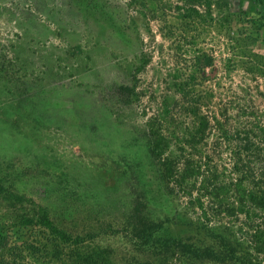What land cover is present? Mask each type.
<instances>
[{
  "label": "rangeland",
  "instance_id": "obj_1",
  "mask_svg": "<svg viewBox=\"0 0 264 264\" xmlns=\"http://www.w3.org/2000/svg\"><path fill=\"white\" fill-rule=\"evenodd\" d=\"M184 141L264 189V0H0V258L17 239L34 264H82V249L141 264L158 257L140 246L149 222L189 264L185 246L212 241L160 167ZM43 216L83 247L62 260L21 224ZM225 219L248 243L243 216Z\"/></svg>",
  "mask_w": 264,
  "mask_h": 264
},
{
  "label": "trees",
  "instance_id": "obj_2",
  "mask_svg": "<svg viewBox=\"0 0 264 264\" xmlns=\"http://www.w3.org/2000/svg\"><path fill=\"white\" fill-rule=\"evenodd\" d=\"M184 142L193 151L186 152L181 149L182 154L166 155L161 158L160 167L165 181L174 185L169 188V192H181L187 197L189 206L197 210L194 211L195 223L189 225H193V228L205 229L212 241L205 245H197L190 241L185 246L189 264H200L204 261H210L211 264L230 263L239 260L234 252L236 248L244 246L245 249H252L256 253H264V189L245 187L234 182L236 178L226 179V175L216 169V165L208 155L195 152L193 141ZM254 211L256 212L253 213ZM239 216H243V220H240ZM227 217L240 220L249 229L250 238L246 239L248 243L235 236L236 230L231 225V221L225 219ZM21 224L24 227L30 225L31 228L28 230L31 232L48 233L56 238L62 260L77 252L78 247H83V237L68 236L63 230L53 227L45 216L35 222L23 219ZM157 229L158 226L149 222H142L138 226L141 234L140 246L158 256L155 260H146L141 264H176L170 261L167 255L171 245H174L172 238L166 239L165 236L156 233ZM6 247L0 244L1 249ZM30 248L29 243H18L17 239H14L12 247L8 249L9 257H1L0 264H34L33 260H28L29 258L24 255ZM82 252L84 253H77L78 260L82 264H92L91 256H87L84 249ZM243 254V258L239 261L252 264L248 253L243 251Z\"/></svg>",
  "mask_w": 264,
  "mask_h": 264
}]
</instances>
